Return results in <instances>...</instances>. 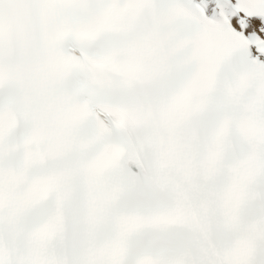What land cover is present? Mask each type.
Here are the masks:
<instances>
[{"label": "snow or ice", "instance_id": "obj_1", "mask_svg": "<svg viewBox=\"0 0 264 264\" xmlns=\"http://www.w3.org/2000/svg\"><path fill=\"white\" fill-rule=\"evenodd\" d=\"M0 264H264V0H0Z\"/></svg>", "mask_w": 264, "mask_h": 264}]
</instances>
